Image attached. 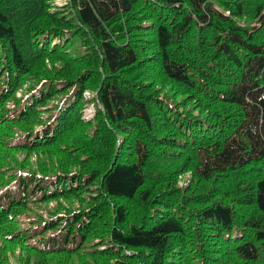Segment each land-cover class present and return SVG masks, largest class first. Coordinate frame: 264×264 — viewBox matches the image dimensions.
<instances>
[{
    "label": "trees",
    "instance_id": "trees-1",
    "mask_svg": "<svg viewBox=\"0 0 264 264\" xmlns=\"http://www.w3.org/2000/svg\"><path fill=\"white\" fill-rule=\"evenodd\" d=\"M0 264H264V0H0Z\"/></svg>",
    "mask_w": 264,
    "mask_h": 264
},
{
    "label": "rangeland",
    "instance_id": "rangeland-1",
    "mask_svg": "<svg viewBox=\"0 0 264 264\" xmlns=\"http://www.w3.org/2000/svg\"><path fill=\"white\" fill-rule=\"evenodd\" d=\"M93 114V111L90 110V108H88L86 111H85V117L86 118H90Z\"/></svg>",
    "mask_w": 264,
    "mask_h": 264
}]
</instances>
